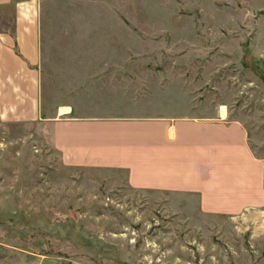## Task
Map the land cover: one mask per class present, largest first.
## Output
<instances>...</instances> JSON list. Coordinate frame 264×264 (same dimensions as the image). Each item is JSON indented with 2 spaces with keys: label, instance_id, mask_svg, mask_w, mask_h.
<instances>
[{
  "label": "rangeland",
  "instance_id": "obj_1",
  "mask_svg": "<svg viewBox=\"0 0 264 264\" xmlns=\"http://www.w3.org/2000/svg\"><path fill=\"white\" fill-rule=\"evenodd\" d=\"M36 1L43 118H223L264 162V0ZM95 179L40 123L0 120V264H264V208L204 215Z\"/></svg>",
  "mask_w": 264,
  "mask_h": 264
},
{
  "label": "crops",
  "instance_id": "obj_2",
  "mask_svg": "<svg viewBox=\"0 0 264 264\" xmlns=\"http://www.w3.org/2000/svg\"><path fill=\"white\" fill-rule=\"evenodd\" d=\"M36 0H0V120L51 131L62 168L102 178L201 214L237 216L264 208V162L238 121L57 111L43 118L42 30ZM69 109V108H66ZM96 180V179H95Z\"/></svg>",
  "mask_w": 264,
  "mask_h": 264
},
{
  "label": "bare ground",
  "instance_id": "obj_3",
  "mask_svg": "<svg viewBox=\"0 0 264 264\" xmlns=\"http://www.w3.org/2000/svg\"><path fill=\"white\" fill-rule=\"evenodd\" d=\"M257 218H260L259 216Z\"/></svg>",
  "mask_w": 264,
  "mask_h": 264
}]
</instances>
